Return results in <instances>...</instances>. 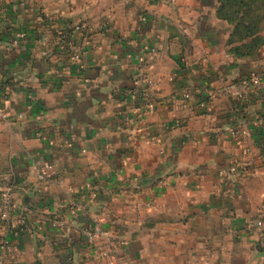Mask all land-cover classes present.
<instances>
[{
  "label": "crops",
  "instance_id": "obj_1",
  "mask_svg": "<svg viewBox=\"0 0 264 264\" xmlns=\"http://www.w3.org/2000/svg\"><path fill=\"white\" fill-rule=\"evenodd\" d=\"M217 2L0 0V196L17 204L4 222L0 203V264H264V88L241 110L199 105L264 59L232 52ZM96 222L122 242L113 259L86 237Z\"/></svg>",
  "mask_w": 264,
  "mask_h": 264
},
{
  "label": "built area",
  "instance_id": "obj_2",
  "mask_svg": "<svg viewBox=\"0 0 264 264\" xmlns=\"http://www.w3.org/2000/svg\"><path fill=\"white\" fill-rule=\"evenodd\" d=\"M174 1V0H172ZM83 27L81 25L76 26V30L81 31ZM23 36V35H22ZM151 53L153 55L156 54V50L152 49ZM76 61L81 62L80 56H76ZM80 72V71H79ZM137 84L142 88L141 94L147 100L151 99V94L153 90L156 89V82L148 75L140 73L138 75ZM143 86V87H142ZM264 88V76L263 74L256 72L250 74L248 77L243 79L241 83H224L218 91H214L213 89L206 87L202 91V98L200 99L199 105L202 108H207L209 103L219 94L224 93L233 96L237 100L238 110H241L243 107H247L253 103V101L258 97ZM186 97H190V94H187ZM19 118H23V114L18 115ZM9 113L5 108L0 107V122H4L8 119ZM248 123L242 122L239 125L233 126L229 129V134L231 137L238 143L244 144L245 140L252 133L250 128L247 126ZM257 124V123H256ZM177 126L180 124L177 123ZM261 124H257V127L261 128ZM38 138H44L42 132L37 133ZM262 149L264 150V140L262 142ZM246 153H251L250 147H245ZM243 170V165L239 161H234L230 164V166L221 172V175L225 179H233L238 176ZM40 177L43 183L52 182L56 170L53 165L45 164L39 169ZM1 203V220L4 222H10L12 220L13 215L16 212L17 204L15 199L10 192H4L0 196ZM81 211V208L74 209V215L77 216L78 212ZM260 224V223H259ZM23 231L25 230L26 221H22L21 223ZM86 237L90 242H94L97 238L103 237L105 239V243L102 247V254L108 258H114L116 253V248L122 243L116 236L106 231L100 222H96L91 229L86 231ZM3 249L7 251H12V247L14 245L9 239L4 240Z\"/></svg>",
  "mask_w": 264,
  "mask_h": 264
},
{
  "label": "rangeland",
  "instance_id": "obj_3",
  "mask_svg": "<svg viewBox=\"0 0 264 264\" xmlns=\"http://www.w3.org/2000/svg\"><path fill=\"white\" fill-rule=\"evenodd\" d=\"M215 17L230 34L231 48L248 54L240 58L264 59V0H218Z\"/></svg>",
  "mask_w": 264,
  "mask_h": 264
},
{
  "label": "trees",
  "instance_id": "obj_4",
  "mask_svg": "<svg viewBox=\"0 0 264 264\" xmlns=\"http://www.w3.org/2000/svg\"><path fill=\"white\" fill-rule=\"evenodd\" d=\"M241 50V48H236V49H232V52L237 56V57H242V55H248L247 53H239Z\"/></svg>",
  "mask_w": 264,
  "mask_h": 264
}]
</instances>
